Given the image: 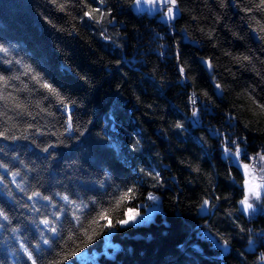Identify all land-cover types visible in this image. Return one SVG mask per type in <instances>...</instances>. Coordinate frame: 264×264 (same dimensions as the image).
<instances>
[{
  "label": "trees",
  "instance_id": "trees-1",
  "mask_svg": "<svg viewBox=\"0 0 264 264\" xmlns=\"http://www.w3.org/2000/svg\"><path fill=\"white\" fill-rule=\"evenodd\" d=\"M134 3L0 0V264H264V5Z\"/></svg>",
  "mask_w": 264,
  "mask_h": 264
},
{
  "label": "snow or ice",
  "instance_id": "snow-or-ice-1",
  "mask_svg": "<svg viewBox=\"0 0 264 264\" xmlns=\"http://www.w3.org/2000/svg\"><path fill=\"white\" fill-rule=\"evenodd\" d=\"M162 3L164 4H169V5H172V6H175L176 4V0H161ZM143 3H148L152 6L151 9L149 10H152V11H155L156 10V4H157V0H143ZM135 4H136V8L137 10H140V11H143L144 9L141 7L142 5V0H135ZM261 4L264 5V0H261ZM167 13H168V16L169 18H174L175 16V12H174V8L173 7H168L167 9ZM7 50L2 46L0 45V52H6ZM183 71V70H181ZM44 87L48 88L49 91H53L55 92V89L51 88L50 85L48 84H45ZM217 87H220L219 85H217ZM58 95V94H57ZM63 102V101H61ZM193 115L195 116L196 113L194 112ZM177 127H180V125H177ZM235 143V142H233ZM231 155H233L234 157H236L237 159L241 156V152L239 149H237L234 153L231 152V150H227ZM259 160L260 161H264V155H261L259 157ZM249 165L248 164H244L243 165V168L245 169V175H250L249 173ZM259 171L261 173H264V166H262ZM254 179V177H253ZM261 179H264V177H261ZM246 189H247V195H245L244 199H242L240 201V204L242 205V208H241V211L244 212V213H247L249 215L255 213L257 211V208L256 206L250 202V198H254L255 200L257 201H260L261 200V192H260V189H264V183H260V184H256V183H253L251 180L249 181H246ZM132 191V189H128L127 192H126V195L128 193H130ZM38 195V194H37ZM63 199L65 201L68 200V197H63ZM149 200H153L155 201L156 200V197L154 196H149L148 197ZM208 204V201L205 200L204 201V205H207ZM203 207V206H202ZM138 213H135L133 209H128V219H123V220H120L118 221V223L121 224V226H124V225H128L130 223H136V217H137ZM100 218L102 219H105L107 220L108 219V216L105 212H101L100 213ZM45 223H47V221H44ZM249 246L252 247L254 245V241L253 240H249ZM217 246H220L219 244ZM225 250L226 249V246H225ZM75 255V254H74ZM29 258L31 259V256H29ZM261 259L264 260V255L261 256Z\"/></svg>",
  "mask_w": 264,
  "mask_h": 264
},
{
  "label": "rangeland",
  "instance_id": "rangeland-1",
  "mask_svg": "<svg viewBox=\"0 0 264 264\" xmlns=\"http://www.w3.org/2000/svg\"><path fill=\"white\" fill-rule=\"evenodd\" d=\"M141 7L144 9L143 11L137 10L135 3L132 6L134 11H136V12L158 13V16H160V17H162V18H164L166 20L170 19L169 16H168V13H167L168 7H173L174 8V12L175 13L177 12L176 4H175V6H172V5H169V4H164V3L161 2V0H157V4L155 6L156 7L155 11L149 10V9L152 8V6L150 4H148V3H143V0H142ZM233 160L236 163V165L243 171V174L245 176V182H244L245 195L248 194L247 193V189H246V181L251 180L253 183H256V184L264 183V179H261V177H264V173H261L259 171V169L262 167L261 165H259L258 170H255L256 171L255 174H252L251 170L249 168L250 175L246 176L245 175V169L243 168L242 160H239L237 158H235ZM253 177H254V179H253ZM260 192L262 194V192H264V189H260ZM250 202L253 203L256 206V208L260 204V201H257L254 198H250ZM150 203H151L150 205H146L147 210L142 213V218L136 219V223L137 222H142V223L147 222L153 216V213L156 210L159 209L157 204H152V202H150ZM241 208H242V205H241ZM109 246H110V244H107V247H109ZM111 246H113V244H111ZM107 253L110 254L111 253L110 250L107 249Z\"/></svg>",
  "mask_w": 264,
  "mask_h": 264
},
{
  "label": "water",
  "instance_id": "water-1",
  "mask_svg": "<svg viewBox=\"0 0 264 264\" xmlns=\"http://www.w3.org/2000/svg\"><path fill=\"white\" fill-rule=\"evenodd\" d=\"M201 211H202L203 214H206V205H204V206L202 207Z\"/></svg>",
  "mask_w": 264,
  "mask_h": 264
}]
</instances>
